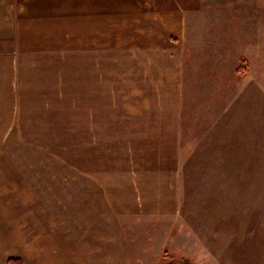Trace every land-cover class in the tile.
I'll list each match as a JSON object with an SVG mask.
<instances>
[{
	"label": "rangeland",
	"instance_id": "rangeland-1",
	"mask_svg": "<svg viewBox=\"0 0 264 264\" xmlns=\"http://www.w3.org/2000/svg\"><path fill=\"white\" fill-rule=\"evenodd\" d=\"M88 2L91 20L84 0L31 3L60 25L22 43L0 264H264V0ZM167 72L184 74L176 170L141 142Z\"/></svg>",
	"mask_w": 264,
	"mask_h": 264
},
{
	"label": "crops",
	"instance_id": "crops-1",
	"mask_svg": "<svg viewBox=\"0 0 264 264\" xmlns=\"http://www.w3.org/2000/svg\"><path fill=\"white\" fill-rule=\"evenodd\" d=\"M36 1L0 0V139L23 137V134L20 133L22 132V125L20 123L23 122V117L16 107L22 105V83L24 82L23 58L28 55L25 54L28 51L23 49L22 43L27 41L29 35H31L29 34V26L36 23L48 26L60 25L58 19L60 15L56 12V6L32 8L37 10L30 14L31 3ZM84 1V19L91 20L93 18L92 2L89 0L91 2L89 4L88 0ZM41 9H48L49 13L39 14L38 11ZM101 13L103 12H98V14ZM180 23L183 24L181 21L173 22V24ZM171 24L172 21L170 22ZM54 32L55 30L53 29L52 32L48 33ZM178 60L182 62V56ZM173 63L177 64V62ZM181 71H183V68ZM183 75L182 72L178 74L176 72H167V76H163L162 79L158 76L161 80L158 81L156 89L164 92L157 95V97H152L151 95L148 100L150 107L155 102V108L149 111L147 116L148 123L145 122L146 119L142 121L143 125L144 123L146 125L144 129L147 128L151 136L150 139V136L147 138V136L142 135L144 140H141V142L145 146V153L179 155L178 160L174 157L169 162L165 161V165L162 166L163 168L154 165L156 166L155 169H179L182 151ZM139 137L141 136L139 135ZM146 138L150 139L149 142H146ZM152 138H156V140L153 142ZM166 177L168 176L158 171L153 175V180L148 184L154 186L161 183L157 181L158 178L161 180ZM176 179L180 184V177L177 176ZM157 186L155 185V189L150 190V193H155L154 198L157 200H164L165 198L161 197V194L166 197V189L158 191ZM1 239L5 240L4 238ZM9 241L11 242L10 239Z\"/></svg>",
	"mask_w": 264,
	"mask_h": 264
},
{
	"label": "trees",
	"instance_id": "trees-1",
	"mask_svg": "<svg viewBox=\"0 0 264 264\" xmlns=\"http://www.w3.org/2000/svg\"><path fill=\"white\" fill-rule=\"evenodd\" d=\"M8 264H19L17 260H10ZM171 264H191V262L186 259V260H183L182 263H171Z\"/></svg>",
	"mask_w": 264,
	"mask_h": 264
}]
</instances>
